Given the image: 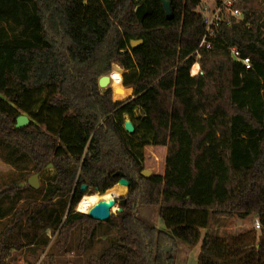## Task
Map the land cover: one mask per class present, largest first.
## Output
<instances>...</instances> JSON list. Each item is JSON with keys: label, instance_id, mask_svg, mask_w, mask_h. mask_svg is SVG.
<instances>
[{"label": "trees", "instance_id": "obj_1", "mask_svg": "<svg viewBox=\"0 0 264 264\" xmlns=\"http://www.w3.org/2000/svg\"><path fill=\"white\" fill-rule=\"evenodd\" d=\"M169 1L170 18L161 0H0V156L38 175L54 170L43 199L23 207L25 188L0 184V264L27 246L14 242L24 227L30 242L51 229L61 253L78 230L82 252L101 222L75 211L81 186L103 194L121 178L123 211L107 220L108 246L87 264H174L176 240L194 246L202 229L197 264H264V0H241V19L222 10L209 48H199V0ZM113 64L126 72L114 99L133 89L124 102L98 86ZM20 115L30 122L16 128ZM148 146L166 147L163 175H141ZM142 207L156 208L165 230ZM251 216L261 237L249 258L235 254L248 244L229 249L209 231L222 217ZM55 262L49 254L39 264Z\"/></svg>", "mask_w": 264, "mask_h": 264}, {"label": "rangeland", "instance_id": "obj_2", "mask_svg": "<svg viewBox=\"0 0 264 264\" xmlns=\"http://www.w3.org/2000/svg\"><path fill=\"white\" fill-rule=\"evenodd\" d=\"M216 7L217 0H199V5L195 8L194 13H196L202 20H204L205 23L206 20L211 18L212 14L216 10ZM115 66H117L121 70V82L117 86L122 87L123 75L126 73L123 68H121L117 64H113L110 73L107 75L111 74ZM194 67H196V69H194ZM199 69L200 65L197 62L192 66V69L190 70L191 75L197 74ZM113 86L110 83L107 88H110L112 90L114 99L117 94V92H114V90L117 87ZM105 89L106 88H101V90ZM129 89L132 90V95L130 97L122 101H117L115 99L114 101L124 102L132 98L133 89ZM135 115H142V111L140 109H137L135 111ZM127 120H129V117H125V121ZM143 152L144 164L146 167L145 169L151 171V176L163 175L165 171L166 147L157 148L148 146L144 148ZM34 174L35 173L32 172V168L30 165H28L24 170H20L17 167H14L13 165L7 163L4 158L0 156V184L18 182L19 186L22 187V184L26 183L28 179ZM53 176L54 170L49 167L45 169L42 174L38 175L39 187L37 189H33L30 186H28L29 188H27V185H24L23 188H25V190L21 194L22 200L18 203L17 206L23 207L28 202L33 201L40 202L43 199L45 190ZM85 195H90V192H87ZM125 195L117 198L116 204L114 206L117 207V209H115L114 211L111 209V215H116L119 212L120 208H122L121 198H123ZM75 211L79 212L77 210V206L75 208ZM140 215L146 221L156 225V227L162 230H165V225L161 221L156 208L142 207L140 208ZM5 222V220L0 221V230L2 229ZM257 223H259V227L257 226ZM107 225V221H104L97 226L96 238L91 244H87L82 252L78 250L80 234L79 231L76 230L72 235L69 250L66 253H61L56 249L54 245L56 241V235L52 232L51 229H48L46 232L37 230L36 238L30 242V237L32 236L33 232L24 227L16 234V236L14 237V242L16 244H26L27 246L22 250L12 251L10 257L8 258L9 264H39L42 259L49 254L55 256V264H87V260L90 255L100 253L104 248L108 246V240L111 237L112 233L107 231ZM207 231L208 230L206 229L201 230L200 241L194 246H188L182 241L176 240L174 264H197L201 250L200 248L202 239ZM209 231L218 236L222 242L227 243L229 245V249H233L235 244L238 246L248 244L247 246H243V250H239L238 248L235 249V254L239 258L245 259L249 256V254L246 255V253L250 250V248L252 249V247H255L257 245L261 237V224L259 220L254 216L249 217L245 221L239 220L237 218L222 217L213 222V225L209 229ZM253 237L255 238V241L247 243V241L251 240ZM248 246L250 248H248ZM256 247L259 248V245H257ZM253 260L254 263L256 260L259 264V258H254ZM244 262L247 264L248 261ZM244 262L242 264H245Z\"/></svg>", "mask_w": 264, "mask_h": 264}, {"label": "water", "instance_id": "obj_3", "mask_svg": "<svg viewBox=\"0 0 264 264\" xmlns=\"http://www.w3.org/2000/svg\"><path fill=\"white\" fill-rule=\"evenodd\" d=\"M115 1H118V0H115ZM161 2H162V5H163V8L165 10L167 17L170 18L171 17L170 1L169 0H161ZM141 44H142V40H137V41L131 42L132 47H136V46H139ZM111 79H112L111 74L110 75H104V76L100 77L98 80V86L100 88H107L108 85L111 83ZM114 92H117V93L122 92V89L117 88L114 90ZM29 122H30V120L26 115H20L16 120L15 127L16 128L25 127L26 125L29 124ZM124 129L129 134H132L134 132V126L130 120L125 121ZM141 175L144 176L145 178H149L151 176V171L148 169H144L141 171ZM24 185H28L33 189H37L39 187L38 174H34L33 176H31L26 183L22 184V187ZM118 185L126 186L128 189L129 183L124 178H121L118 182ZM80 190L83 193V196L87 192H90V195H92L91 190L85 184L81 186ZM116 200L117 199H111L109 201H102V202L98 203L89 211V213L87 215H89L92 219H94L96 221H100V222L107 221L111 216L110 210L113 206H115ZM123 203L124 202H122V204ZM121 211H123V208H120L119 212H121Z\"/></svg>", "mask_w": 264, "mask_h": 264}, {"label": "built area", "instance_id": "obj_4", "mask_svg": "<svg viewBox=\"0 0 264 264\" xmlns=\"http://www.w3.org/2000/svg\"><path fill=\"white\" fill-rule=\"evenodd\" d=\"M240 1L241 0H223L221 1L220 5H217L216 10L212 14L211 18L205 21V31L199 48L203 46L206 48L210 47L211 43L209 42V38H214L215 36V33L220 24L219 22L221 21L222 10H225L226 14L232 16L233 18H242V13L238 8V4ZM199 48L194 53L197 59L200 57L198 53ZM230 54L232 59L236 62L241 63L246 70H250L253 67V60L249 57H242L239 50H237L236 48H231ZM199 72L200 69L198 73ZM257 226H260L259 223H257Z\"/></svg>", "mask_w": 264, "mask_h": 264}, {"label": "bare ground", "instance_id": "obj_5", "mask_svg": "<svg viewBox=\"0 0 264 264\" xmlns=\"http://www.w3.org/2000/svg\"><path fill=\"white\" fill-rule=\"evenodd\" d=\"M196 69V67H194ZM122 73L121 70L115 66L113 71L111 72V85L118 87L117 85L121 82ZM113 86V87H114ZM127 192V187L123 185H116L113 188L107 190L103 194L94 193L92 195H85L80 200L79 204L77 205V210L81 213L88 214L89 211L98 203L102 201H109L111 199H117L125 195ZM113 211L117 209V207L111 208Z\"/></svg>", "mask_w": 264, "mask_h": 264}, {"label": "crops", "instance_id": "obj_6", "mask_svg": "<svg viewBox=\"0 0 264 264\" xmlns=\"http://www.w3.org/2000/svg\"><path fill=\"white\" fill-rule=\"evenodd\" d=\"M246 220V219H245ZM245 220H242V221H245Z\"/></svg>", "mask_w": 264, "mask_h": 264}]
</instances>
